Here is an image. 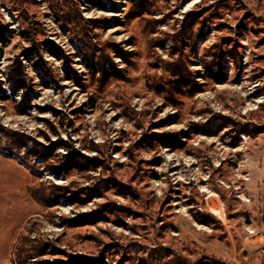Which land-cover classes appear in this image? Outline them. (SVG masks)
Segmentation results:
<instances>
[{
  "label": "rangeland",
  "instance_id": "374dc122",
  "mask_svg": "<svg viewBox=\"0 0 264 264\" xmlns=\"http://www.w3.org/2000/svg\"><path fill=\"white\" fill-rule=\"evenodd\" d=\"M0 36V264H264V0H0Z\"/></svg>",
  "mask_w": 264,
  "mask_h": 264
},
{
  "label": "trees",
  "instance_id": "16d2710c",
  "mask_svg": "<svg viewBox=\"0 0 264 264\" xmlns=\"http://www.w3.org/2000/svg\"><path fill=\"white\" fill-rule=\"evenodd\" d=\"M0 38H2V36H0ZM9 80L11 82L15 83L14 90H13L14 93L22 92L21 99L18 102V104L16 105L17 111L18 112H26L27 109H29L31 107L30 106L31 97H30V93H29V91H30L29 87L30 86L28 85V82L26 80V74L24 72L23 64H22V61L20 60L19 57H17L15 59V61L9 66ZM1 93L3 94L2 98H8L9 97L6 93L5 87L3 86V82L0 79V95H1ZM13 137H14V140L12 142V148H14L18 142H21L20 146L27 147L28 146L27 145L28 140L31 139L27 135L19 134V133H14ZM23 137L27 138L28 140L25 141L24 139H21ZM32 140H33V148H29L28 152L31 154L33 153L36 156H40V157L43 156L45 159H47L50 156L53 149H56V148L61 147V146L69 148L70 153H68V155H67L68 162H72V160H74V163L71 164L69 166V168H71L72 166H76V164H78L75 162L76 160H78V158L84 157L78 151H75V155H74L73 146L67 145V142H65V141H63V142L62 141L61 142H51L50 145H45L43 143L35 141L34 139H32ZM0 153L4 154L6 156H11L13 154L12 149L5 151L4 147H0ZM51 169L57 173H61L63 170H65V168L62 169L61 167H55V166L51 167ZM37 198L39 199V197H37ZM73 262H75L76 264H89L85 257H76L73 260Z\"/></svg>",
  "mask_w": 264,
  "mask_h": 264
},
{
  "label": "built area",
  "instance_id": "2783aa9c",
  "mask_svg": "<svg viewBox=\"0 0 264 264\" xmlns=\"http://www.w3.org/2000/svg\"><path fill=\"white\" fill-rule=\"evenodd\" d=\"M254 234V232L253 231H250L249 233H248V235H250L251 236V238H252V240L249 242V243H247L248 245H255L256 244V236L255 235H253Z\"/></svg>",
  "mask_w": 264,
  "mask_h": 264
}]
</instances>
